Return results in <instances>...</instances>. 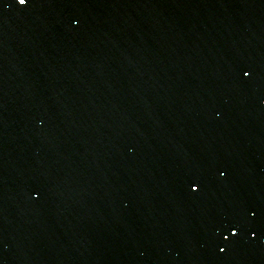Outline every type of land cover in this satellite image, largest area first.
I'll return each mask as SVG.
<instances>
[{"label": "water", "instance_id": "water-1", "mask_svg": "<svg viewBox=\"0 0 264 264\" xmlns=\"http://www.w3.org/2000/svg\"><path fill=\"white\" fill-rule=\"evenodd\" d=\"M0 264H168L58 0H0Z\"/></svg>", "mask_w": 264, "mask_h": 264}, {"label": "snow or ice", "instance_id": "snow-or-ice-1", "mask_svg": "<svg viewBox=\"0 0 264 264\" xmlns=\"http://www.w3.org/2000/svg\"><path fill=\"white\" fill-rule=\"evenodd\" d=\"M25 2V0H21V3H24Z\"/></svg>", "mask_w": 264, "mask_h": 264}]
</instances>
